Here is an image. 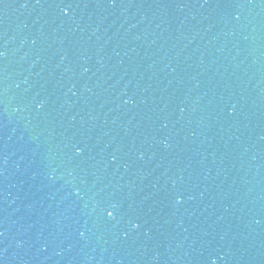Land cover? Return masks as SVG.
Listing matches in <instances>:
<instances>
[{
	"label": "water",
	"instance_id": "1",
	"mask_svg": "<svg viewBox=\"0 0 264 264\" xmlns=\"http://www.w3.org/2000/svg\"><path fill=\"white\" fill-rule=\"evenodd\" d=\"M0 264H264V0H0Z\"/></svg>",
	"mask_w": 264,
	"mask_h": 264
},
{
	"label": "snow or ice",
	"instance_id": "2",
	"mask_svg": "<svg viewBox=\"0 0 264 264\" xmlns=\"http://www.w3.org/2000/svg\"><path fill=\"white\" fill-rule=\"evenodd\" d=\"M108 215H109V216H111V215H112V213H111V212H109V213H108Z\"/></svg>",
	"mask_w": 264,
	"mask_h": 264
}]
</instances>
